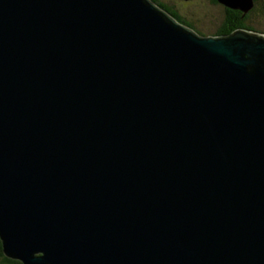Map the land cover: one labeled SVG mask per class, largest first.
<instances>
[{"label":"water","instance_id":"95a60500","mask_svg":"<svg viewBox=\"0 0 264 264\" xmlns=\"http://www.w3.org/2000/svg\"><path fill=\"white\" fill-rule=\"evenodd\" d=\"M0 240L22 264H264V34L0 0Z\"/></svg>","mask_w":264,"mask_h":264},{"label":"trees","instance_id":"16d2710c","mask_svg":"<svg viewBox=\"0 0 264 264\" xmlns=\"http://www.w3.org/2000/svg\"><path fill=\"white\" fill-rule=\"evenodd\" d=\"M155 3L164 7L173 17L182 20L178 16L185 17V12L182 14L174 4L162 3L159 0H153ZM253 8L243 15L237 10H231L223 7L215 0H210L213 7L220 9L219 15L215 18L211 17L210 29L216 30L215 35H223L232 32L235 29H245L264 34V0H253ZM209 4V0L206 1ZM176 6V7H175ZM255 22V23H254ZM214 28V29H213ZM0 264H22L19 260L9 258L5 255L0 240Z\"/></svg>","mask_w":264,"mask_h":264},{"label":"rangeland","instance_id":"374dc122","mask_svg":"<svg viewBox=\"0 0 264 264\" xmlns=\"http://www.w3.org/2000/svg\"><path fill=\"white\" fill-rule=\"evenodd\" d=\"M162 3L174 4L179 7L180 12L183 14L185 12L186 17L197 23L198 25L204 27H210L211 25V17L215 18L218 13H220V9L213 7L208 4L207 0H159ZM216 1V0H215ZM175 6V7H176ZM255 23V22H254Z\"/></svg>","mask_w":264,"mask_h":264},{"label":"flooded vegetation","instance_id":"af4514ba","mask_svg":"<svg viewBox=\"0 0 264 264\" xmlns=\"http://www.w3.org/2000/svg\"><path fill=\"white\" fill-rule=\"evenodd\" d=\"M209 4L212 5L210 3V0H209ZM187 14H185V17L183 16H178L183 24H185V26L191 28L194 32H196L198 35H201V36H215V31L216 30H213L208 28V27H204V26H201V25H198L197 23L189 20L187 17H186ZM214 29V28H213Z\"/></svg>","mask_w":264,"mask_h":264}]
</instances>
